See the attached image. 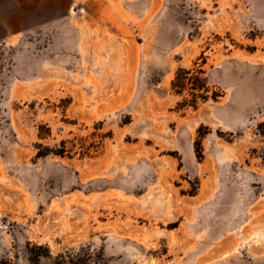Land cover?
Listing matches in <instances>:
<instances>
[{
    "label": "rangeland",
    "instance_id": "obj_1",
    "mask_svg": "<svg viewBox=\"0 0 264 264\" xmlns=\"http://www.w3.org/2000/svg\"><path fill=\"white\" fill-rule=\"evenodd\" d=\"M0 264H264V0H0Z\"/></svg>",
    "mask_w": 264,
    "mask_h": 264
}]
</instances>
